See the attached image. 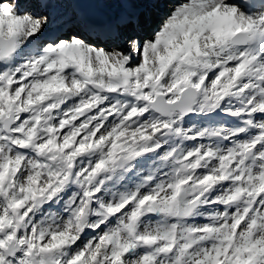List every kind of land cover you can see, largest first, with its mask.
I'll use <instances>...</instances> for the list:
<instances>
[{"label":"snow or ice","instance_id":"6c2138e0","mask_svg":"<svg viewBox=\"0 0 264 264\" xmlns=\"http://www.w3.org/2000/svg\"><path fill=\"white\" fill-rule=\"evenodd\" d=\"M0 264H264V0H0Z\"/></svg>","mask_w":264,"mask_h":264},{"label":"rangeland","instance_id":"374dc122","mask_svg":"<svg viewBox=\"0 0 264 264\" xmlns=\"http://www.w3.org/2000/svg\"><path fill=\"white\" fill-rule=\"evenodd\" d=\"M156 18V16L155 17H153V19H155Z\"/></svg>","mask_w":264,"mask_h":264}]
</instances>
